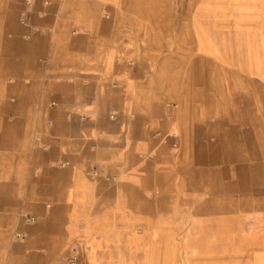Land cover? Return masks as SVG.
Returning <instances> with one entry per match:
<instances>
[{
    "label": "crops",
    "instance_id": "1",
    "mask_svg": "<svg viewBox=\"0 0 264 264\" xmlns=\"http://www.w3.org/2000/svg\"><path fill=\"white\" fill-rule=\"evenodd\" d=\"M186 7L0 0L12 120L44 132L18 184L40 220L5 264H264V0H194L190 69L181 20L155 16Z\"/></svg>",
    "mask_w": 264,
    "mask_h": 264
},
{
    "label": "rangeland",
    "instance_id": "2",
    "mask_svg": "<svg viewBox=\"0 0 264 264\" xmlns=\"http://www.w3.org/2000/svg\"><path fill=\"white\" fill-rule=\"evenodd\" d=\"M194 0H187L186 11L179 12L178 10L171 12L155 13L156 19L162 18L166 15L174 20H181V27L178 32L175 33L174 29H168L172 31L169 34L171 37L175 36L178 43L182 44V48L186 53L182 55V62L186 64L187 69H190V62L193 59V47L191 41L190 31V14L191 7ZM177 3V2H176ZM181 15V16H180ZM140 35V43L149 45L162 37V28L145 27L137 29ZM179 36V37H178ZM181 38V40H179ZM172 42H174L172 40ZM177 48V50H179ZM204 68H206L204 64ZM208 71L211 72L209 66ZM221 81V77H219ZM6 82L4 77L0 76V197H7L10 195L14 198L12 204L0 203V213L5 217L13 216L10 220H1L0 223L6 224L4 227L0 225V264H5L8 261L5 258V247L8 240L12 242H24L28 237L26 231L22 230L19 224L25 223L26 225L36 224L39 222V217L27 208L25 210L24 205L18 204L19 201V180L23 182L32 178H40L44 172L39 170L32 171L27 170L29 167L36 166L41 162V153L44 151V145H42V138L40 135L42 130H37L40 125L30 124L22 125L23 127V140L20 142L19 132L20 125L13 122V118L19 114V108L16 105V99H9L8 93L3 92L2 85ZM10 94V93H9ZM11 94V95H15ZM11 116V118H10ZM37 126V127H36ZM26 169V170H25ZM27 171V172H26ZM6 183V187L4 186ZM9 191V193H8ZM29 206V205H28Z\"/></svg>",
    "mask_w": 264,
    "mask_h": 264
},
{
    "label": "built area",
    "instance_id": "3",
    "mask_svg": "<svg viewBox=\"0 0 264 264\" xmlns=\"http://www.w3.org/2000/svg\"><path fill=\"white\" fill-rule=\"evenodd\" d=\"M66 264H80L78 251L76 249H73V251L69 254L66 259Z\"/></svg>",
    "mask_w": 264,
    "mask_h": 264
}]
</instances>
